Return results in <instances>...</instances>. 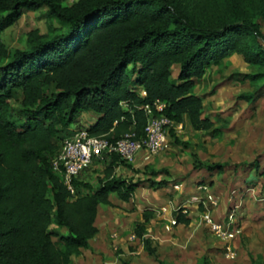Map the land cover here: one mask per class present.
Instances as JSON below:
<instances>
[{
  "label": "trees",
  "instance_id": "1",
  "mask_svg": "<svg viewBox=\"0 0 264 264\" xmlns=\"http://www.w3.org/2000/svg\"><path fill=\"white\" fill-rule=\"evenodd\" d=\"M226 1L231 12L212 21L183 12L171 0H78L70 6L61 0H0V32L24 10L45 7L49 20L46 32L27 33L24 49L8 50L0 40V264H71L98 232L99 205L110 204L111 193L131 200L137 183L116 175L119 164L127 163L118 154L99 160L107 165L96 187L79 179L84 171L76 176L74 197L52 169L81 113L96 114L89 134L110 141L131 131L143 136L149 118L143 106L153 108L156 100L165 102L174 123L213 129L196 81L232 54L248 66H264L260 23ZM258 1L263 10L264 1ZM261 75L247 77L254 82ZM240 97L253 99L251 93ZM12 99H18L24 121L15 117ZM193 164L209 171L223 167L197 156ZM180 213L177 222H189ZM149 218L144 213L134 233L154 255L145 236ZM53 224L67 233L52 230Z\"/></svg>",
  "mask_w": 264,
  "mask_h": 264
},
{
  "label": "rangeland",
  "instance_id": "2",
  "mask_svg": "<svg viewBox=\"0 0 264 264\" xmlns=\"http://www.w3.org/2000/svg\"><path fill=\"white\" fill-rule=\"evenodd\" d=\"M77 1L61 3L70 6ZM171 1L191 16L212 21L231 12L226 0ZM231 2L259 22L264 33L260 1ZM46 11L45 7L24 10L6 26L0 40L7 49H24L26 35L33 29L46 32ZM178 71L174 66L172 76L176 77ZM247 74L262 75L252 82ZM195 92L202 97L203 116L214 121L213 129L196 131L188 122L175 123L160 152L143 150L116 169V175L137 183L131 200L125 202L112 195L111 203L98 209L96 224L119 264H264V66H248L241 56L232 54L196 81ZM246 93L253 99L240 97ZM10 103L17 114L21 108L18 99ZM15 117L24 121L22 116ZM96 119V114L84 112L74 122L77 127H88ZM194 156L202 163L223 167L210 171L194 168ZM106 165L94 161L79 179L96 187ZM162 180L164 186H150L151 181ZM144 213L150 216L144 222L145 236L155 248L154 255L144 249L134 233ZM177 213L189 222H177ZM205 213L215 220H233L238 230L233 241L234 257L225 256V243L202 220ZM50 228L67 233L54 224ZM112 234H117L116 241Z\"/></svg>",
  "mask_w": 264,
  "mask_h": 264
},
{
  "label": "built area",
  "instance_id": "3",
  "mask_svg": "<svg viewBox=\"0 0 264 264\" xmlns=\"http://www.w3.org/2000/svg\"><path fill=\"white\" fill-rule=\"evenodd\" d=\"M142 93L145 94L144 91ZM152 107L143 106L149 118L144 135L140 137L131 131L117 140L110 141L105 137L90 135L87 127L73 129L72 134L63 140L60 150L51 160L52 169L61 174L62 182L71 196H75L74 178L94 161L103 160L106 155L118 154L124 161L131 162L143 150L158 153L166 146L167 133L175 123L164 112L165 102L156 100ZM152 110L156 115L152 114ZM202 220L212 234L225 243V256L234 257L233 241L238 230L233 226V220H215L208 213L202 215ZM112 236L115 237L116 234Z\"/></svg>",
  "mask_w": 264,
  "mask_h": 264
},
{
  "label": "crops",
  "instance_id": "4",
  "mask_svg": "<svg viewBox=\"0 0 264 264\" xmlns=\"http://www.w3.org/2000/svg\"><path fill=\"white\" fill-rule=\"evenodd\" d=\"M112 195L117 196V194L111 193L109 196V200H110V197H112ZM101 205H104V204H101ZM95 224H96V221H95ZM116 240L117 238L113 239V241H116ZM114 247L117 248V244H115ZM119 263H120V260L115 258L112 255V252L107 245L106 236H104L101 233V231L99 230V227H98L97 234L89 240V246L86 248H82L78 255L73 256L72 262H71V264H119Z\"/></svg>",
  "mask_w": 264,
  "mask_h": 264
}]
</instances>
